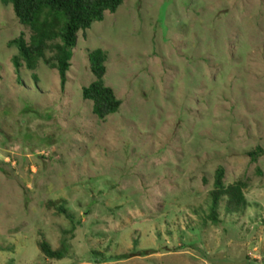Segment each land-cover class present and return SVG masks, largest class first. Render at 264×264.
<instances>
[{"label": "rangeland", "instance_id": "374dc122", "mask_svg": "<svg viewBox=\"0 0 264 264\" xmlns=\"http://www.w3.org/2000/svg\"><path fill=\"white\" fill-rule=\"evenodd\" d=\"M18 31L0 3V264H264V0H121L76 32L62 85L14 68ZM93 48L120 100L102 119L80 94ZM217 165L245 204L214 224Z\"/></svg>", "mask_w": 264, "mask_h": 264}, {"label": "trees", "instance_id": "16d2710c", "mask_svg": "<svg viewBox=\"0 0 264 264\" xmlns=\"http://www.w3.org/2000/svg\"><path fill=\"white\" fill-rule=\"evenodd\" d=\"M120 2L121 0H0L3 4L10 3L17 22L29 29L28 39L24 38L23 31H18L6 41L16 50L11 56L14 68L17 69L22 63L26 68L32 69L41 58L44 63L55 68L62 85L76 32L86 29L92 21L100 20L104 11H115ZM45 52L49 54L46 56ZM104 58L105 55L99 48L87 52L88 68L93 79L80 88L81 97L90 100L91 111L99 119L114 112L120 103L112 89L102 82ZM258 151L260 147L256 146L247 154L253 159ZM222 177L223 168L217 165L213 172L212 187L207 193L209 200L206 217L214 224L218 221L217 208L220 202L225 212H238L245 204L241 181L224 184ZM57 211L66 214L63 206H57ZM69 229H73V224ZM37 247L49 259H59L66 251L62 239L55 248H51L43 239L37 242ZM147 252V249H141L136 253H118L113 259L127 258L134 254L144 255Z\"/></svg>", "mask_w": 264, "mask_h": 264}]
</instances>
